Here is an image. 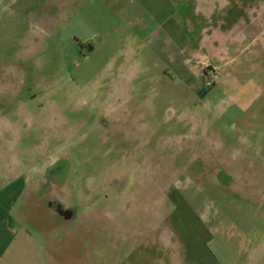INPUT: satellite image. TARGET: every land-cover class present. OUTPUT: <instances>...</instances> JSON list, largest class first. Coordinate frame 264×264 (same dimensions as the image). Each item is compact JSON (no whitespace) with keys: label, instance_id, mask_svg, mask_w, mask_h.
<instances>
[{"label":"rangeland","instance_id":"obj_1","mask_svg":"<svg viewBox=\"0 0 264 264\" xmlns=\"http://www.w3.org/2000/svg\"><path fill=\"white\" fill-rule=\"evenodd\" d=\"M0 264H264V0H0Z\"/></svg>","mask_w":264,"mask_h":264},{"label":"flooded vegetation","instance_id":"obj_2","mask_svg":"<svg viewBox=\"0 0 264 264\" xmlns=\"http://www.w3.org/2000/svg\"><path fill=\"white\" fill-rule=\"evenodd\" d=\"M228 178H229V176L228 175H225L223 179H226L227 180ZM58 212H60V214H61L60 216H65V218L67 220L71 219V216H72L71 213H69V212H67V211H65L63 209L58 210Z\"/></svg>","mask_w":264,"mask_h":264}]
</instances>
